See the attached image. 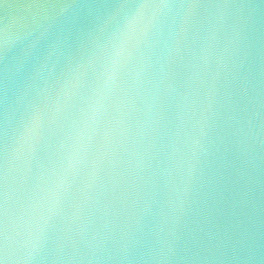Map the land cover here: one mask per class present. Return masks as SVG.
<instances>
[{"label": "water", "instance_id": "obj_1", "mask_svg": "<svg viewBox=\"0 0 264 264\" xmlns=\"http://www.w3.org/2000/svg\"><path fill=\"white\" fill-rule=\"evenodd\" d=\"M0 264H264V0H0Z\"/></svg>", "mask_w": 264, "mask_h": 264}, {"label": "snow or ice", "instance_id": "obj_2", "mask_svg": "<svg viewBox=\"0 0 264 264\" xmlns=\"http://www.w3.org/2000/svg\"><path fill=\"white\" fill-rule=\"evenodd\" d=\"M180 7L182 8H188L191 10L186 22L188 23H191V18L192 16L196 15V9L202 7V5L198 4V3H188V4H183V5H180ZM117 74L115 71H109L107 72V78L105 80V85L106 86H109V85H112L116 79H117ZM4 211H5V215H7V212H8V202L7 200H5L4 202Z\"/></svg>", "mask_w": 264, "mask_h": 264}]
</instances>
